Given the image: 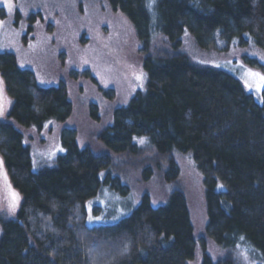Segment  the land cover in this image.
Instances as JSON below:
<instances>
[{
    "label": "trees",
    "instance_id": "trees-1",
    "mask_svg": "<svg viewBox=\"0 0 264 264\" xmlns=\"http://www.w3.org/2000/svg\"><path fill=\"white\" fill-rule=\"evenodd\" d=\"M8 2L0 264H264V89L215 64L264 71V0ZM103 185L140 197L90 228Z\"/></svg>",
    "mask_w": 264,
    "mask_h": 264
},
{
    "label": "rangeland",
    "instance_id": "rangeland-1",
    "mask_svg": "<svg viewBox=\"0 0 264 264\" xmlns=\"http://www.w3.org/2000/svg\"><path fill=\"white\" fill-rule=\"evenodd\" d=\"M155 1L156 0H148V3L152 6ZM215 64L238 78L245 89L253 95L254 99L259 103L262 102L264 85L258 87L260 84L258 78L250 76L249 73H260L264 75V71H259L240 63L232 65L231 62L228 63L223 60H219ZM76 102L77 110L75 111L73 122L77 126L79 135L81 134V137L79 136V141L83 142L84 139L87 141L90 133L97 131L99 127L102 128L105 125L108 119L109 109L107 104L103 102L105 106L101 108L99 112L102 119L96 124L98 121L93 123L88 118L83 102H79L78 100H76L75 103ZM103 103L101 102V104ZM93 139L95 140L94 136ZM85 140L83 143H86ZM131 195L132 198L130 195H121L119 191H114L106 185L101 186L97 194L84 203L85 217L82 222L90 228L118 222L119 219L130 213L133 205L140 197L137 190H133ZM78 219L81 220L80 217H78Z\"/></svg>",
    "mask_w": 264,
    "mask_h": 264
},
{
    "label": "snow or ice",
    "instance_id": "snow-or-ice-1",
    "mask_svg": "<svg viewBox=\"0 0 264 264\" xmlns=\"http://www.w3.org/2000/svg\"><path fill=\"white\" fill-rule=\"evenodd\" d=\"M5 3H6V6L9 7V10H11V5L8 2V0H5ZM249 75L258 78V80L260 82L258 87H260L261 85H264V75H261L260 73H251V72L249 73ZM138 79H139V77H138ZM141 142H143V140H141Z\"/></svg>",
    "mask_w": 264,
    "mask_h": 264
}]
</instances>
